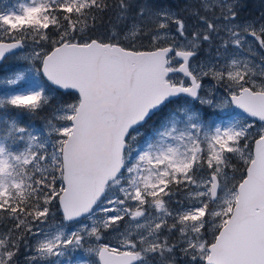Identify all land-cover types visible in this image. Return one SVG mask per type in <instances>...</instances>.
Here are the masks:
<instances>
[{"label": "snow or ice", "instance_id": "snow-or-ice-1", "mask_svg": "<svg viewBox=\"0 0 264 264\" xmlns=\"http://www.w3.org/2000/svg\"><path fill=\"white\" fill-rule=\"evenodd\" d=\"M238 4L190 0L187 17L151 0L0 8V64L29 62L4 80L28 86L0 97V110H16L0 111V264H19L21 244L24 264H72L80 249L93 264H177V252L185 264H264V22H240ZM105 12L108 41L89 35ZM143 36L149 49L136 47ZM208 77L226 90L218 105L201 95ZM57 89L78 96L51 105ZM192 100L241 111L206 123ZM46 107L45 130L20 125L18 116ZM165 108L153 138L134 147L139 126ZM57 205L80 227H41Z\"/></svg>", "mask_w": 264, "mask_h": 264}, {"label": "rangeland", "instance_id": "rangeland-1", "mask_svg": "<svg viewBox=\"0 0 264 264\" xmlns=\"http://www.w3.org/2000/svg\"><path fill=\"white\" fill-rule=\"evenodd\" d=\"M173 1L170 3V5L164 6V7L176 10L181 16L187 17V13L181 12L180 10L185 6V4L189 3L190 0H175L178 4L177 7L174 6L175 2H173ZM16 3H17V0H0V8L11 7V6H14ZM262 4H263V6H262ZM155 8H163V7H155ZM236 11L238 13L237 19L240 22H244V21L264 22V0H257V1L256 0H239V4L237 6ZM187 22L189 25H191L193 23V20L191 18H189ZM149 27H153V26L149 25ZM171 31L173 34H175V26H172ZM145 37H147V36H143L142 38L138 39L136 41V46L140 45L141 43H144L145 40L150 39L149 37H148V39ZM120 42H122L125 45H128V43L126 41L121 40ZM29 43H31V42H29ZM168 43H171V40L161 41V45H165ZM207 50H208V45L205 43L202 45L197 59H204L207 56ZM257 50L259 51L258 48H257ZM213 54H214V49H213ZM28 67H29V62L22 61V60H13V59H8V60L4 61L3 64H0V68H2L4 70V75L2 76V78L0 77V97H5L4 95L9 91H10L9 95L13 94L14 91L11 93L12 87L15 88V91H20L23 88H26L28 86L27 81H20L15 85H9V84L4 83L5 79L11 78V74L13 72L25 71ZM174 77L179 78V77H182V75L176 74ZM40 79H41L42 83L50 86V84L48 82H46L43 77H41ZM203 84H204V90L201 92V95L202 96L207 95L208 98L213 99L214 104L218 105L220 103V101L226 97L227 93H226L225 88L221 85H218L216 83V81L212 80L210 77L205 78L203 81ZM51 87H53V86H51ZM58 94H62V97L65 99L67 97H69V96H65L68 94V92H62V91L56 90L55 96H57ZM71 95H72V97H74L75 93H71ZM54 100L55 99L51 100L50 104H52L53 102L56 103V101H54ZM74 100L75 99H72V101H68V102H64V103H70V102H73ZM191 104H192L193 109L198 111L203 119L206 118V123H211V121H214V120H216L215 123H221L222 120L228 121V120H225V119H228L227 116L232 117L233 115H235L233 113V107L232 106L228 107V108L213 107V106H209L207 104H201L199 100L191 101ZM169 107H171V105ZM48 111H49L48 114H47L46 109H44L42 111L40 117H44V119L43 120L38 119L40 121L36 126L33 124V120L37 119L39 117V114L37 115V118H35V115H29V114H23V115H28V120L33 125V127L31 129H34L37 132H40V131L45 130L46 119L51 114V108L50 107H49ZM167 112H168V109L166 108L162 111V113L155 114L152 119H149V121H147L143 126L139 127L140 135L138 136L137 142L134 145V147L138 146L140 144H143L144 141L149 140V138H151V136L153 137V130L159 127L160 121L164 118V116L167 115ZM15 115H16V113H15ZM20 117H22V115H20ZM248 120L253 122L256 126H259V123H256L250 119H248ZM27 126H28V124H27ZM135 155H136V153L133 152L132 153L133 158L135 157ZM182 198H183L182 194L177 193V195L172 198V202L169 203V208L172 210L178 209L179 205L177 203H175V201L182 199ZM165 199L167 200L168 197H165ZM53 211L55 213L54 217H50L48 223L45 225H42L41 227L47 229L50 225H59L61 223H64L66 225V229H65L66 231L76 230L77 228L80 227L79 223L63 221L61 211L58 210V205H57L56 209H53ZM149 211L154 213V210L150 209ZM127 220H128V217H125V221H127ZM81 221L83 223H86V224L91 223V221H88L84 218H81ZM141 222H143V221H141ZM172 222L173 221L171 219H169V223H172ZM123 228H124V221L120 222V229L123 230ZM163 234L167 235L166 232ZM176 236H177V234L174 232L171 236L170 242L172 240H175ZM209 239H211L210 236H209ZM102 242L111 243V244L115 245L116 244L115 234L114 233H112V234L105 233L104 239ZM88 243L94 245L97 242L93 239V240H90ZM85 246L87 247V245H85ZM24 250L25 249H23V251ZM176 255H177V264H185V261L180 257L179 252H177ZM71 256H72V264H75L76 260H78V259H87L89 261V264H93V260L95 259L94 257H90L87 254H85L83 249H80V250H77V251L71 253ZM17 259L19 260V264H24V255L17 257ZM61 260L64 261V264H68V261L66 258L62 257ZM96 264H98V261H96Z\"/></svg>", "mask_w": 264, "mask_h": 264}, {"label": "trees", "instance_id": "trees-1", "mask_svg": "<svg viewBox=\"0 0 264 264\" xmlns=\"http://www.w3.org/2000/svg\"><path fill=\"white\" fill-rule=\"evenodd\" d=\"M172 1H173V0H151V3H152V4L154 3V4H153V7H164V6H168V5H170V3H171ZM173 2H175V3H174V6L177 7V5H178L177 2H176L175 0H174ZM109 15H110V13L105 12V13L103 14V22L100 23V24H98V26H97L94 30H90L89 35H90L92 38L101 37V38H103L105 41H108V40H109V36H110L109 25H108ZM145 38L148 39V36L145 37ZM121 43H122V42H121ZM122 44H123V43H122ZM123 45L126 46V47L128 46V45H125V44H123ZM161 46H163V45H161ZM136 47H137V48H140L141 50L149 49V48L151 47V41H150V39L145 40L144 43H141L140 45H137ZM13 69H14V68H13ZM3 75H4V70H3L2 68H0V77L2 78ZM13 91H14V90H11V93H12ZM9 94H10V91L7 92L4 96L6 97V96H8ZM65 96H69V97H67V98L65 99V98L62 97V94H58V95L56 96V98H55L54 101H56V103H57L58 101L68 102V101H72V99H76V97H77L76 95H74V97H72L71 93H68V94L65 95ZM56 103L53 102L51 105H54V104H56ZM45 109L47 110V114H48V113H49V111H48L49 107H46ZM165 109H166V108H165ZM163 110H164V109H163ZM163 110H162V111H163ZM0 111H7V113H8L10 116H16V115H15L16 110L11 109V108L6 109V110H0ZM162 111H160V113H162ZM41 113H42V111L39 112V117H38V118H37V115H35V118H37V119H34V120H33V124H34L35 126H36V125L39 123V121H40V120H38V119H41V120L44 119V117H40ZM160 113H159V114H160ZM17 119H18V121H19V123H20L21 126L28 127L29 129H31V128L33 127V125H32V124L29 122V120H28V115H22V117L18 116ZM27 124H28V126H27ZM236 175H237V179H238L239 176H240V172H237ZM9 226H10V224H9ZM3 231H6V228L0 226V232H3ZM23 249H24L23 244H21V250H20V253L18 254V257L21 256V255H23V254L25 253V252H24L25 250L23 251Z\"/></svg>", "mask_w": 264, "mask_h": 264}, {"label": "water", "instance_id": "water-1", "mask_svg": "<svg viewBox=\"0 0 264 264\" xmlns=\"http://www.w3.org/2000/svg\"><path fill=\"white\" fill-rule=\"evenodd\" d=\"M45 80H46V78H44ZM47 81V80H46ZM49 84H50V82H48ZM53 87H55V86H53ZM58 90H60V91H65V90H62V89H58ZM67 92H75L74 90H67ZM78 94V93H77ZM233 107H234V109H235V111L236 112H240L241 110H239V109H236L235 108V106L233 105ZM243 115H245L246 117H247V114H243ZM248 118H250V117H248ZM251 119H253V120H255L256 122H259L258 120H256L255 118H251ZM61 213H62V211H61Z\"/></svg>", "mask_w": 264, "mask_h": 264}, {"label": "bare ground", "instance_id": "bare-ground-1", "mask_svg": "<svg viewBox=\"0 0 264 264\" xmlns=\"http://www.w3.org/2000/svg\"><path fill=\"white\" fill-rule=\"evenodd\" d=\"M257 1V0H256ZM256 5V4H255ZM262 6H263V4H262Z\"/></svg>", "mask_w": 264, "mask_h": 264}]
</instances>
